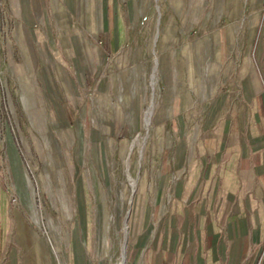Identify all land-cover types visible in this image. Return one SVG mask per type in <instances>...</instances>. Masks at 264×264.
<instances>
[{
  "label": "rangeland",
  "instance_id": "374dc122",
  "mask_svg": "<svg viewBox=\"0 0 264 264\" xmlns=\"http://www.w3.org/2000/svg\"><path fill=\"white\" fill-rule=\"evenodd\" d=\"M19 2L29 52L10 18ZM255 17L259 28L264 0H0V189L52 264H76L78 219L79 264H118L132 198L128 255L158 128L180 117L182 95L199 102L200 78L215 86L241 64Z\"/></svg>",
  "mask_w": 264,
  "mask_h": 264
},
{
  "label": "crops",
  "instance_id": "0c3cea01",
  "mask_svg": "<svg viewBox=\"0 0 264 264\" xmlns=\"http://www.w3.org/2000/svg\"><path fill=\"white\" fill-rule=\"evenodd\" d=\"M18 4L14 36L29 52L24 27L33 15ZM256 20L241 64L229 60L215 86L200 78L199 102L182 95L180 117L158 128L162 146L152 143L155 178L136 202L129 264H264V22L256 28ZM5 197L0 189V264H52L46 241L30 239L22 210ZM99 211L94 249L102 256V236L108 251L112 236L107 210Z\"/></svg>",
  "mask_w": 264,
  "mask_h": 264
},
{
  "label": "bare ground",
  "instance_id": "6f19581e",
  "mask_svg": "<svg viewBox=\"0 0 264 264\" xmlns=\"http://www.w3.org/2000/svg\"><path fill=\"white\" fill-rule=\"evenodd\" d=\"M156 67H157V65H156ZM150 113H152V112H150ZM150 118H151V116H149V118H148V123L149 124H150ZM142 154H143V152H141V156H142ZM132 207L133 206H132V198H131L129 200L128 212H127V215L125 217V221L123 223L125 237H124V241H123V244H122V247H121L122 248L121 249V257H120V261L118 262V264H127V245H128V239H129L128 232H129V228H130V226H129V218H130V214H131V211H132ZM52 245H53L55 253L59 255V250H58L57 244L52 242Z\"/></svg>",
  "mask_w": 264,
  "mask_h": 264
}]
</instances>
